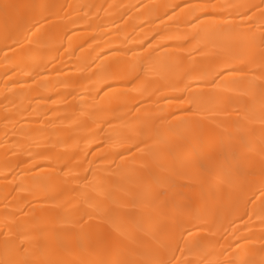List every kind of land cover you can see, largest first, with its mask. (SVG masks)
Returning a JSON list of instances; mask_svg holds the SVG:
<instances>
[{
  "label": "bare ground",
  "instance_id": "obj_1",
  "mask_svg": "<svg viewBox=\"0 0 264 264\" xmlns=\"http://www.w3.org/2000/svg\"><path fill=\"white\" fill-rule=\"evenodd\" d=\"M0 264H264V0H0Z\"/></svg>",
  "mask_w": 264,
  "mask_h": 264
}]
</instances>
